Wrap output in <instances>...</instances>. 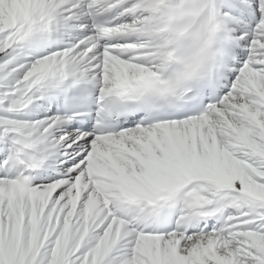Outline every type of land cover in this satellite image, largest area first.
<instances>
[{
    "label": "snow or ice",
    "instance_id": "obj_1",
    "mask_svg": "<svg viewBox=\"0 0 264 264\" xmlns=\"http://www.w3.org/2000/svg\"><path fill=\"white\" fill-rule=\"evenodd\" d=\"M0 264H264V0H0Z\"/></svg>",
    "mask_w": 264,
    "mask_h": 264
}]
</instances>
